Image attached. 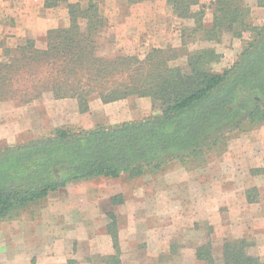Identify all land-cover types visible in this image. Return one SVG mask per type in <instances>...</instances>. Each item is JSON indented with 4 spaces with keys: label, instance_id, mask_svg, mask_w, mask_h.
Returning a JSON list of instances; mask_svg holds the SVG:
<instances>
[{
    "label": "rangeland",
    "instance_id": "1",
    "mask_svg": "<svg viewBox=\"0 0 264 264\" xmlns=\"http://www.w3.org/2000/svg\"><path fill=\"white\" fill-rule=\"evenodd\" d=\"M72 1L87 4V0ZM244 2L249 7V22L262 25L264 7L256 0ZM44 3L0 0V59L27 39L43 47L47 31L65 25L66 10L55 27L41 31L39 25L37 29L35 15H60L58 10H47L53 7ZM148 4L142 7L124 0L100 3L106 20L99 30L103 54L119 51L142 59L156 48L170 56V65L184 66L189 51L211 48L217 56L210 67L219 72L234 62L250 36L245 32L237 38L224 32L218 41L203 40L196 34L188 35L197 24L195 17H177L168 0ZM212 8V0L190 5L191 12L203 11L202 22L207 26ZM21 9L30 16L28 22L35 30L15 29L14 17L18 19ZM158 111L149 97L136 95L102 102L92 94L87 111H82L74 98L0 101V145L45 136L59 125L90 129L96 124L143 119ZM117 194L122 201L116 198L117 202L111 203ZM110 215L116 220L122 264H198L196 243L210 240L213 252L219 254L223 239L234 238L231 234L240 228L249 232L248 240L253 241L250 250L263 259L264 123L231 133L224 148L219 146L203 159L171 162L138 178L122 174L81 179L50 192L14 219L0 222V264H67L68 259L76 264H101L100 257L113 252L106 229Z\"/></svg>",
    "mask_w": 264,
    "mask_h": 264
},
{
    "label": "trees",
    "instance_id": "2",
    "mask_svg": "<svg viewBox=\"0 0 264 264\" xmlns=\"http://www.w3.org/2000/svg\"><path fill=\"white\" fill-rule=\"evenodd\" d=\"M103 1L87 0L81 6L79 1L45 0L46 6L66 5V24L49 29L43 47L27 39L0 59V101L74 98L87 111L92 94L102 102L136 95L149 97L159 111L90 129L59 125L45 136L1 145L0 222L14 219L70 182L154 174L171 162L203 159L219 146L224 148L231 133L264 123V23L249 22L245 0H212L208 26L202 22V10H190L197 0H168L177 17H195L197 24L188 35L218 41L224 32L237 38L250 34L234 62L219 72L210 67L217 56L211 48L189 51L184 66L170 65V56L156 48L142 59L119 51L103 54L99 35L106 23L100 10ZM256 4L264 7V0ZM116 198L122 201L117 194L111 203ZM106 229L113 252L99 261L122 264L114 216ZM212 246L210 240L196 246L198 264H264L246 238L223 239L219 254ZM67 264L76 262L68 259Z\"/></svg>",
    "mask_w": 264,
    "mask_h": 264
},
{
    "label": "crops",
    "instance_id": "3",
    "mask_svg": "<svg viewBox=\"0 0 264 264\" xmlns=\"http://www.w3.org/2000/svg\"><path fill=\"white\" fill-rule=\"evenodd\" d=\"M69 1H71V0H69ZM106 1L107 0H105L103 2L105 3ZM115 1H119V0H115ZM150 2H153V0L143 1V2H140V3L136 4V5H141L142 7H146V6L149 5L148 3H150ZM47 10L54 11V13H56L57 12L56 10H58V11H60V15H59V17L57 16V18L56 17L50 18V17H47V16L44 17V18H41L38 15H35L36 18L39 19V21H40V22L39 21H36L35 22V24H37V29H39V27H40L39 25H42V27H43V28H40L41 31H44V30H46L48 28H51V27H55L58 24V22H56V21L58 19H60V18L62 19L63 17H65L66 16L65 10L67 11L66 7H64L62 4L59 5V6H57V7L48 8ZM19 12H20V14H18V19L14 17V21L17 23V24H15V29L23 30V31H26V32H28L30 30H35V26L34 27L31 26L32 23L31 22H28L30 16L29 17L26 16V13H25L24 9L19 10ZM66 19L67 18H65L64 21H66ZM65 24H66V22H65ZM3 145H11V144H3ZM163 175H166V173L163 174ZM109 178H111V177H109ZM154 182H156V181H154ZM164 184H166V183L164 182ZM202 217L205 218V216H202ZM233 223H240V222L239 221H235ZM231 236H233L234 238H246V239H249L248 238L249 232H246V230L240 228L239 231H237L235 234H231ZM201 242L196 243L195 246L201 244ZM256 254L260 257L261 260H264V258L262 259L261 254H259L258 252Z\"/></svg>",
    "mask_w": 264,
    "mask_h": 264
}]
</instances>
